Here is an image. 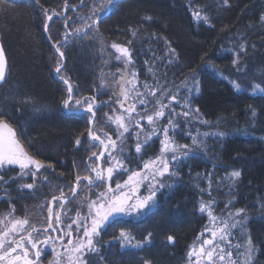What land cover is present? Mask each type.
Wrapping results in <instances>:
<instances>
[{"label":"trees","instance_id":"trees-1","mask_svg":"<svg viewBox=\"0 0 264 264\" xmlns=\"http://www.w3.org/2000/svg\"><path fill=\"white\" fill-rule=\"evenodd\" d=\"M64 2L0 0V46L7 62L6 79L0 83V113L15 128L26 151L46 166H53L39 170L33 189L22 185L34 183V179H21L15 167L2 169L0 176L7 183L0 182V212L14 210L15 215L29 216L32 224L40 226L46 221L53 196L59 197L63 189L69 197L76 175L88 174V157L100 150L87 136L89 114L73 110L66 115L62 100L67 86L58 77L69 78L77 96L97 98L100 106L96 108L94 127L102 137L108 133L115 139L105 113L113 114L117 106L118 64L110 47L117 42L132 52L134 63L129 67L138 73V87L144 82L157 88L163 85L185 96L187 90L180 85L188 78L191 87L196 74L200 90L191 94V104L210 124L177 117L178 143L191 144L186 132L219 131L224 135L202 137L206 150L181 160L179 175L171 176V187L157 192L154 208L137 218L122 217L120 223L102 233L105 243L99 254L88 257L90 264H144L145 260L150 264H186L187 249L207 221L199 211L201 200L213 201L216 213L223 212L229 201L230 209H246L245 232L255 245L254 264H264V94L252 91L253 84L264 87V23L260 20L264 0H228L227 5L223 0H112L111 4L95 0L106 5V10L99 13L98 33L83 28L94 0H84L83 5L81 0H67V10ZM45 10L49 15L53 10L59 14L49 21L47 35L52 44L63 41L57 45L63 59L46 39ZM196 11L206 14L209 23L196 21ZM77 28L83 31L77 34ZM65 32L71 33L66 41ZM241 43L246 54L241 55V70L237 71L232 60ZM169 46L175 49V59L169 54ZM57 61H63V67L55 76ZM232 81L241 85L240 90ZM156 96L160 98V92ZM26 99L29 102L23 103ZM152 104L153 100L149 108ZM77 138L81 140L79 146ZM127 144L134 160L129 166H140L141 161L135 158L134 135L129 136ZM157 150L153 138L142 159L154 156ZM233 170L241 172L235 183L226 179ZM82 186L83 182L66 207L83 197ZM52 207L55 212L58 205L52 203ZM121 229L131 231L136 240H143L151 232V242L141 248H122L115 239ZM170 235L173 242L167 240ZM50 253L46 250L41 261Z\"/></svg>","mask_w":264,"mask_h":264},{"label":"snow or ice","instance_id":"snow-or-ice-1","mask_svg":"<svg viewBox=\"0 0 264 264\" xmlns=\"http://www.w3.org/2000/svg\"><path fill=\"white\" fill-rule=\"evenodd\" d=\"M107 3L111 4L112 0H107ZM223 3L227 5L228 0H223ZM83 4L84 0H81V5ZM64 8L65 10L68 8L67 0L64 2ZM105 10V4H97L94 0L90 5L89 13L84 18L83 28L98 33L99 20L101 19L99 13ZM58 15L55 10L51 15L45 10L48 21ZM193 16L196 21L202 20L209 23L208 16L200 11L194 12ZM260 20L264 23V15ZM44 27L47 31L48 24L45 23ZM65 27L67 28V21H65ZM81 31H83L81 28L75 29L77 34ZM70 35L71 33L65 32L64 41ZM135 35L136 31H133V36ZM62 43L63 41H57L53 45L61 59L64 53L57 45ZM128 43L131 44V41ZM110 47L117 53L115 60L122 62L125 69L133 65L132 52L128 46L113 42ZM168 51L175 59V49H171L169 46ZM242 54H246L243 43L239 45V51L234 53L232 60V65L237 68V71L241 70L239 64ZM171 62L172 60H169V63ZM145 63L148 62L145 61ZM6 65L4 50L0 46V83L6 79ZM62 67L60 61H57L55 71L60 73ZM152 71V68L149 67V72L152 73ZM118 73L119 76L115 82L119 84L120 91L116 103L122 111L117 113L116 109H113L112 115L105 113L107 121L115 125V139L108 133H103L102 137L94 127L96 108L100 106L97 104V98L95 96H77L70 79L61 76L63 83L67 86V95L62 100L63 107L68 110L66 115L73 114V110L76 114L81 111L89 114L87 136L92 146L100 150L99 152L93 151L88 157L86 164L88 174L83 177L77 174L74 185L69 188L71 196L76 197L77 187H80L83 182L81 190L85 194L78 202L75 217L68 216L72 210L67 209L66 206L71 201L63 189H60V196H53L52 202L47 208L46 221L40 226L30 223L27 217L16 218L11 212L7 217L0 219V264H40L41 256L46 254V249L53 254V258L48 261V264H90L88 257L92 254H99L101 246L105 243L102 240V233H106L112 225L120 223V218L133 214L140 215L142 214L141 210L153 207L156 204L157 192L166 186L171 187V185L165 184V178L179 175L177 168L181 160L194 157L197 152L206 150V144L202 137L209 135L222 137L224 135L219 131L215 133L197 131L195 135L186 132L185 134L191 139V144H181L175 139L178 128L176 118L179 116L187 119L195 114L194 118L198 119L200 123L210 124V121L203 119L199 108H193L191 104V94L193 91L199 93L200 90L195 73L192 76L191 87L188 85V78L182 82L181 86L187 90L185 96H180L179 92L174 93L163 85L157 88L155 85L144 82L138 87L139 77L136 71L128 72L118 69ZM153 78L155 79L154 73ZM156 83L158 84L159 81L157 80ZM103 84L104 81H102ZM232 84L235 89L240 90L239 83L232 81ZM126 85H130V87H126ZM141 87L143 91H141ZM252 91L264 94V87L261 84H253ZM157 92H160L161 98H157ZM152 100L155 103L149 108ZM28 102L27 99L23 101V103ZM104 103L107 102H101V104ZM176 106H179L182 111L177 112ZM252 115L253 117L256 115L254 109ZM165 119L167 124L163 123ZM145 121L146 125L143 123ZM132 129H135L134 133L131 131ZM130 135H134L135 139V158L141 161V166L138 167H129L134 163L131 146L127 144ZM153 137H162L160 138V151L154 157L143 160V152ZM75 143L79 146L81 140L77 138ZM4 166H18L21 177L29 174L33 177L34 183L22 185V188L26 189L35 187V178L40 169L53 167L51 164L46 166L26 151L15 128L4 118L3 113H0V169ZM30 166H34L35 171ZM121 175L127 176L123 182L114 179ZM240 176L239 170H233L226 179L235 183ZM208 178L210 190L211 174ZM45 179L47 178L45 177ZM0 182L7 183L3 176H0ZM141 189H144L146 194L142 195ZM201 191L204 190L201 189ZM209 195H211L210 191ZM52 203L58 205L55 212L51 206ZM231 203L229 201L225 205L226 215L217 216L212 210L213 201L204 202L201 200L199 211L206 212L210 218V225L205 227L201 236L209 233L210 237L202 240L200 237L197 238L198 243L192 246L187 253L188 264H254L255 245L251 236L245 232L247 211L244 208L232 211L230 210ZM261 207L264 210V205ZM65 218L70 219L71 222L65 223ZM235 229L240 230L241 237H244L243 243L235 245L232 243ZM151 237L152 233L149 232L143 240H136L131 231L121 229L115 239L119 240L122 248L126 245L141 248L151 242ZM167 240L173 242L174 237L170 235ZM133 241H135L134 244ZM241 248L244 249L243 252L240 251ZM193 258L195 259L193 260ZM100 259L103 260L104 257H100ZM144 264H150V262L145 260Z\"/></svg>","mask_w":264,"mask_h":264},{"label":"rangeland","instance_id":"rangeland-1","mask_svg":"<svg viewBox=\"0 0 264 264\" xmlns=\"http://www.w3.org/2000/svg\"><path fill=\"white\" fill-rule=\"evenodd\" d=\"M117 54V53H116ZM116 61V60H115ZM117 64H118V69H120L121 71H128V72H131L132 70L130 69V67H128L127 69H125V65L122 63V62H118L117 61ZM118 76H119V73H118V71H117V73H116V79H118ZM182 85V84H181ZM180 85V88L182 87ZM126 87H130V85H126ZM119 91H120V87H119V84L117 83V93H116V96L118 95V93H119ZM179 95H180V93H179ZM157 98H159V97H157ZM161 98V97H160ZM155 103V101L153 100V104ZM127 106V105H126ZM138 108H139V106H138ZM176 110H182L179 106H176ZM116 111H117V113H119L120 111H122L121 109H120V106L117 104V106H116ZM112 115V114H111ZM192 118V120H196V118H194V116L193 117H191ZM146 122V121H145ZM112 125V127L114 128V131H115V125H113V124H111ZM195 129H198V127H195ZM153 138H155L156 139V142H157V146H158V150H157V153L156 154H158L159 153V151H160V138H162V137H153ZM155 154V155H156ZM154 155V156H155ZM154 156H151V157H154ZM144 160H147V159H144ZM103 163V162H102ZM140 166H141V163H140ZM7 167H15L16 169H17V172H18V174H17V176H20L19 175V173H20V169H19V167L18 166H4L2 169H4V168H7ZM31 168H32V170L33 171H35V168H34V166H30ZM130 167V166H129ZM2 169H0V171L2 170ZM21 177V176H20ZM28 177H30L31 179H33V177L29 174V175H27V176H22L21 177V179H23V180H28ZM37 177V176H36ZM127 178V176L126 175H121V176H116L114 179H118V180H120L121 182H123V180L124 179H126ZM35 180H36V178H35ZM170 181H171V177H166L165 178V184L166 185H168L169 183H170ZM172 182V181H171ZM165 188V187H164ZM163 189V188H162ZM141 194L142 195H144V194H146V191L144 190V189H141ZM82 197H80L79 199H75V200H73V204L72 205H70L69 207H67V209H71L72 211L71 212H69L68 213V216L69 217H75V209H76V207H77V205H78V202H79V200L81 199ZM92 198H95L94 196H92ZM0 199H1V197H0ZM152 208H154V206L153 207H151L150 209H144V210H141V212H142V214H140V215H137V214H133L132 216L134 217V218H137V217H140V216H143L146 212H148L149 210H151ZM230 210H232V211H234L233 209H230ZM12 210H8V211H6V212H4V211H2V212H0V219H2V218H4V217H7L8 216V214L11 212ZM226 209L223 211V212H220V213H216L215 211H213L214 212V214L215 215H217V216H221V215H226ZM12 213V215L14 216V217H16V218H21V219H23V218H25V217H27L28 219H29V216H25V217H23V216H19V215H15L13 212H11ZM70 214V215H69ZM205 215H206V219H207V221H206V223H205V226L203 227V229L200 231V233L197 235V237L195 238V240L194 241H192L191 243H190V245H189V247H188V249H187V252L186 253H188V251H189V249L192 247V246H194V245H196L198 242H197V238L198 237H200V239L202 240V239H204V238H209L210 237V234L209 233H205L203 236H201V234L202 233H204V230H205V227L206 226H209L210 225V218L208 217V215H207V213L205 212L204 213ZM31 220L32 219H29V221H30V223H31ZM65 223H70L71 221H70V219H68V218H65ZM73 228H75V225H73ZM74 235H75V233H74ZM243 239H244V237H241V235H240V230L239 229H235L234 230V232H233V237H232V243L235 245L236 243H243ZM133 244H134V242H133ZM47 250V249H46ZM62 250V249H61ZM240 251L241 252H243L244 251V249L243 248H241L240 249ZM235 254V253H234ZM53 258V254H52V252L48 255V256H46L45 258H43V260L41 261V263L40 264H48V261L49 260H51ZM195 258H193V260H194ZM186 264H188V260H187V255H186Z\"/></svg>","mask_w":264,"mask_h":264},{"label":"water","instance_id":"water-1","mask_svg":"<svg viewBox=\"0 0 264 264\" xmlns=\"http://www.w3.org/2000/svg\"><path fill=\"white\" fill-rule=\"evenodd\" d=\"M47 24H49V21L47 20ZM44 32H45V35H46V39H47V41L51 44V46H52V49L54 50V51H56V49H55V47H53V45L54 44H52L51 43V41H50V39H49V37H48V35H47V31L45 30V28H44ZM56 53L59 55V53L56 51ZM60 56V55H59ZM63 59V58H62ZM62 65H63V61H62ZM54 75L55 76H57V72L56 71H54ZM58 80H60L61 82H63V80L61 79V78H59L58 77ZM79 113H84L83 111H81V112H79ZM86 114V113H85ZM73 199V197L70 195L69 196V200L71 201ZM50 202H52V200L50 201ZM49 202V203H50ZM52 206V205H51Z\"/></svg>","mask_w":264,"mask_h":264},{"label":"flooded vegetation","instance_id":"flooded-vegetation-1","mask_svg":"<svg viewBox=\"0 0 264 264\" xmlns=\"http://www.w3.org/2000/svg\"><path fill=\"white\" fill-rule=\"evenodd\" d=\"M49 231H51V230H49ZM58 234V233H57Z\"/></svg>","mask_w":264,"mask_h":264}]
</instances>
